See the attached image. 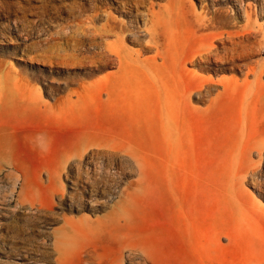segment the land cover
<instances>
[{
  "label": "rangeland",
  "instance_id": "obj_1",
  "mask_svg": "<svg viewBox=\"0 0 264 264\" xmlns=\"http://www.w3.org/2000/svg\"><path fill=\"white\" fill-rule=\"evenodd\" d=\"M0 177V264H264V0H0Z\"/></svg>",
  "mask_w": 264,
  "mask_h": 264
},
{
  "label": "bare ground",
  "instance_id": "obj_2",
  "mask_svg": "<svg viewBox=\"0 0 264 264\" xmlns=\"http://www.w3.org/2000/svg\"><path fill=\"white\" fill-rule=\"evenodd\" d=\"M169 8L170 7H167V9L165 10V14H164L163 18L156 17L155 21H152L151 24H150V27L148 29H146V32L149 34L150 45L141 46V50H143L145 52H150L151 48L155 49V55L152 56L151 58L143 60V64L144 63L146 64L148 61L149 62H153L152 66H157V68L160 69L159 72H158V73H160V75L157 76V79L159 81L168 80V78H169L168 75H171V76L175 77V75H177V73L180 72V70H178V66H179L178 64L182 63V61L180 60V58L182 56L181 53L185 50V48L180 43H178V42H176L174 40V35L173 34L175 32L171 31L170 28H169L171 23H168V17H169V13L172 12V8H170V9ZM200 26L202 28H204V24L203 23L200 24ZM105 31H107L108 33H117L116 32V28H114V27L104 28V32ZM119 34H122V35H119ZM122 36H123V31L121 30V33H117L116 34V40H115L114 44L111 47H109V52H110L111 55H114V56L117 57L118 64L121 67V74H123L122 76H124V75L129 74V71L127 70V66H133V65L129 64L126 61V52L124 50H122V47L120 45V40H121ZM233 45H235V44H233ZM188 47L193 48V46L191 44L190 45L188 44ZM158 58H160L162 60L161 64H156L155 63V60L158 59ZM163 69H165V72L162 71ZM163 73H165V74H163ZM4 162L6 163L7 166H10L9 163H7L6 161H4ZM11 173L13 174V170H12ZM7 174L9 175V173H6V175ZM13 176H14L13 186L16 187V185H18L21 177H20L19 174L15 175V173L13 174ZM0 179H1V177H0ZM24 192H25L24 185H22L20 193L22 194ZM92 255L90 257L91 259H92ZM57 256H59V257L56 260V263L57 264H62L61 263L62 262V256H64V255H62V256L61 255H57ZM67 257H69V256H67ZM86 259H88V258H86ZM88 263H89V260H88Z\"/></svg>",
  "mask_w": 264,
  "mask_h": 264
}]
</instances>
